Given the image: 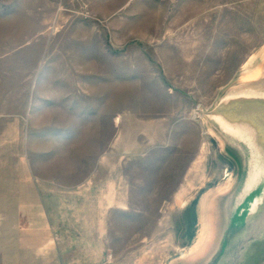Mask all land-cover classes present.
<instances>
[{
    "label": "rangeland",
    "instance_id": "1",
    "mask_svg": "<svg viewBox=\"0 0 264 264\" xmlns=\"http://www.w3.org/2000/svg\"><path fill=\"white\" fill-rule=\"evenodd\" d=\"M263 52L264 0H0V264L187 262Z\"/></svg>",
    "mask_w": 264,
    "mask_h": 264
},
{
    "label": "water",
    "instance_id": "2",
    "mask_svg": "<svg viewBox=\"0 0 264 264\" xmlns=\"http://www.w3.org/2000/svg\"><path fill=\"white\" fill-rule=\"evenodd\" d=\"M258 66L259 77L236 79L198 108L234 174L205 202L207 238L181 264H264V58Z\"/></svg>",
    "mask_w": 264,
    "mask_h": 264
},
{
    "label": "bare ground",
    "instance_id": "3",
    "mask_svg": "<svg viewBox=\"0 0 264 264\" xmlns=\"http://www.w3.org/2000/svg\"><path fill=\"white\" fill-rule=\"evenodd\" d=\"M260 57L262 59L264 58V52ZM260 75H261V69L258 65H256V67L254 68V70L252 72L245 74V75H242V76H239L238 78L241 82H247V81L256 79ZM199 116L201 117V114H199ZM206 133L209 134L210 136H213V133L210 129H207ZM230 178H231V175L229 176V179ZM202 205H203V202H202ZM197 212H198V210H197ZM200 222L201 223H200L199 227L197 228V232L195 234L194 241H193L192 246L190 248V251H192V252L193 251L194 252L199 251L202 248V245L204 244V240L207 238L205 223L203 222L202 219Z\"/></svg>",
    "mask_w": 264,
    "mask_h": 264
}]
</instances>
